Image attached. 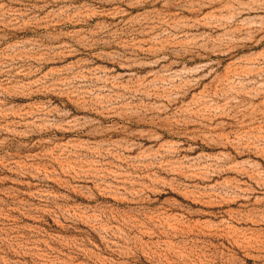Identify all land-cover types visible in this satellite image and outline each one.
<instances>
[{"label": "rangeland", "instance_id": "1", "mask_svg": "<svg viewBox=\"0 0 264 264\" xmlns=\"http://www.w3.org/2000/svg\"><path fill=\"white\" fill-rule=\"evenodd\" d=\"M0 264H264V0H0Z\"/></svg>", "mask_w": 264, "mask_h": 264}]
</instances>
